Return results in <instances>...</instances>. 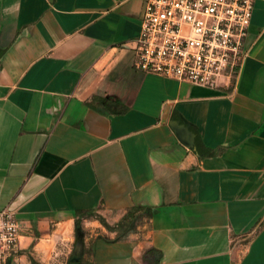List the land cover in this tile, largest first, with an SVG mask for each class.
<instances>
[{
  "label": "crops",
  "instance_id": "1",
  "mask_svg": "<svg viewBox=\"0 0 264 264\" xmlns=\"http://www.w3.org/2000/svg\"><path fill=\"white\" fill-rule=\"evenodd\" d=\"M143 1L0 0L6 264H264V0L218 89L132 68Z\"/></svg>",
  "mask_w": 264,
  "mask_h": 264
},
{
  "label": "built area",
  "instance_id": "2",
  "mask_svg": "<svg viewBox=\"0 0 264 264\" xmlns=\"http://www.w3.org/2000/svg\"><path fill=\"white\" fill-rule=\"evenodd\" d=\"M253 0H144L132 68L218 89L232 87L245 55ZM16 213L0 208V264L18 248Z\"/></svg>",
  "mask_w": 264,
  "mask_h": 264
},
{
  "label": "water",
  "instance_id": "3",
  "mask_svg": "<svg viewBox=\"0 0 264 264\" xmlns=\"http://www.w3.org/2000/svg\"><path fill=\"white\" fill-rule=\"evenodd\" d=\"M170 126L174 130L176 136L180 138L185 145L190 146L192 141V133L187 130L186 126L175 123H171ZM77 245H79V241H77ZM78 257H79V252L76 249L74 252L70 254L69 264H77Z\"/></svg>",
  "mask_w": 264,
  "mask_h": 264
},
{
  "label": "trees",
  "instance_id": "4",
  "mask_svg": "<svg viewBox=\"0 0 264 264\" xmlns=\"http://www.w3.org/2000/svg\"><path fill=\"white\" fill-rule=\"evenodd\" d=\"M93 101L94 102L96 101L97 104L103 106L104 108H106L108 110V102L104 98L92 97L88 103L92 104ZM193 148L196 151L198 156H203V154L204 155H210L211 154V151L208 149H204L205 151H201V148H200L198 141L196 139V135H194ZM74 213L81 215V216H86V217L91 216V212L88 210H76Z\"/></svg>",
  "mask_w": 264,
  "mask_h": 264
},
{
  "label": "rangeland",
  "instance_id": "5",
  "mask_svg": "<svg viewBox=\"0 0 264 264\" xmlns=\"http://www.w3.org/2000/svg\"><path fill=\"white\" fill-rule=\"evenodd\" d=\"M92 216H94L97 219L102 220L101 217L97 213H93ZM123 222L124 221L120 220V221H118V223L116 225H108L107 224V226L110 227V228H118V227L121 228L123 226V224H122Z\"/></svg>",
  "mask_w": 264,
  "mask_h": 264
}]
</instances>
